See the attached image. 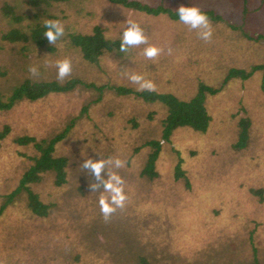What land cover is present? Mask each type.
Instances as JSON below:
<instances>
[{"label": "rangeland", "instance_id": "rangeland-1", "mask_svg": "<svg viewBox=\"0 0 264 264\" xmlns=\"http://www.w3.org/2000/svg\"><path fill=\"white\" fill-rule=\"evenodd\" d=\"M171 8L181 5L213 10L222 21L212 22L210 42L167 14L149 15L109 0L51 2L50 20L62 22L65 34L48 54L26 43H7L2 34L12 28L29 33L37 22L48 19L27 0H0V94L23 79L57 80L56 62L68 58L72 73L61 83L78 77L97 87L125 86L137 90L129 75L143 74L156 84L155 92L171 93L181 100L192 98L199 83L219 88L229 68L249 70L264 65V39L248 40L243 33L264 36L262 0H140ZM7 3L24 19L9 22L2 7ZM128 21L140 24L148 45L163 52L155 60L140 45L127 53H104L99 64L86 62L71 44L70 34L93 32L95 25L111 39H122ZM231 26L237 27L232 29ZM171 49V54H169ZM35 66L33 76L29 68ZM264 73L257 71L246 81L232 79L220 92L207 96L205 108L211 118L205 133L188 127L177 129L171 143L162 144L157 162L158 177L141 175L151 153L144 145L161 141L167 109L136 97L120 98L106 90L101 101L94 91L55 93L36 102L23 101L0 111V132L10 133L0 145V205L3 196L18 185L22 174L34 165L38 154L32 146L18 147L22 137L50 140L81 115L68 138L56 148L54 158H67V183L55 185V174L46 173L31 185L40 200L51 206L46 218L33 215L25 193L18 195L0 217V261L3 264H251L253 249L264 264ZM138 91V90H137ZM250 119L246 148L232 149L237 141L239 113ZM138 126L134 129L131 121ZM126 161L118 172L125 180L129 200L107 223L98 205L102 189L92 192L94 180L81 165L88 158ZM189 180L175 179L176 167ZM105 178H106V174ZM262 189L263 199L253 190Z\"/></svg>", "mask_w": 264, "mask_h": 264}, {"label": "trees", "instance_id": "trees-1", "mask_svg": "<svg viewBox=\"0 0 264 264\" xmlns=\"http://www.w3.org/2000/svg\"><path fill=\"white\" fill-rule=\"evenodd\" d=\"M69 0H27V2L34 6L35 8H40L43 13L47 14V20L51 19V14L47 12V8L51 5V2H65ZM112 3L119 4L125 8L133 9L140 12H145L149 15H159L167 14L172 20H179L177 9L171 8L161 1L157 5H151L144 3L140 0H109ZM264 0H262L263 2ZM202 12L206 13L212 22L222 21V17L216 14L213 10L201 9ZM2 13L4 17L9 20L10 24H19L23 19V14H18V11L14 10V7L9 6L5 3L2 7ZM44 14H36L35 17L38 19L35 24H32L29 28V33L22 32L18 28H12L8 32L2 34L1 38L7 43H24V45H29L42 49L48 54H55L56 48L53 47L44 37L45 20L41 22L39 20L40 16ZM232 29L237 28L231 26ZM238 29V28H237ZM244 37L252 41H260L264 39L263 35H258L256 37H251L243 33ZM71 44L75 49L78 48L82 54L83 59L89 64L95 65L99 64L100 57L106 52L119 51L121 39H111L105 34V29L100 25H95L93 27V32L90 34L83 33H73L69 35ZM62 37L58 40L60 41ZM257 71L264 73V65L251 66L249 70L229 68L227 74L219 88H214L208 86L204 83H199L195 95L190 98V100H181L177 96L171 93H158L149 91H137L129 87L119 86V87H102L99 88L95 84H88L84 82L81 78L74 77L63 83L57 80H35L31 78L23 79L18 84L11 88L10 95L2 97L0 94V111H8L16 104L23 101L36 102L41 99L49 97L51 94L60 93L70 94L76 91H94L100 94V97L94 104L101 101V97L106 90L114 92L117 97L129 98L136 97L142 99L144 102L153 104L161 103L167 109V116L163 121V132L161 141H151L144 145V148H150L151 153L148 157L146 166L144 167L141 175L148 178L149 180H154L157 178L158 172L156 171L157 162L159 160L160 154L162 152V144H170L171 138L174 132L179 128L188 127L196 132L205 133L208 129L209 123L211 121L210 116L205 108V100L207 96L216 95L222 90L226 83L232 79H239L241 81H246L253 76ZM3 75V73H0ZM264 90V86L262 87ZM89 106L84 107L81 111V115L77 119H72L64 128V130L56 135L50 140L37 141L34 138L22 137L16 139L14 142L18 147H28L32 146L37 152L38 156L31 158L30 161L34 162V165L28 168L18 180L17 187L6 196H3V202L0 205V217L4 213L6 207L15 199L18 195L25 193L28 198V209L29 211L38 217L46 218L50 214L51 206L43 203L39 196L35 194L31 185L40 182L43 179V175L46 173L55 174V185L63 186L67 183V171L66 168L69 164L67 158H54L56 148L59 144L63 143L71 132L76 127V124L80 118L87 115L89 112ZM243 117H240L237 126L239 127L237 141L232 144V149L242 150L246 148L249 140V128L250 119L245 114L243 110L239 111ZM133 128L135 129L138 124L135 120L131 121ZM9 127H4L0 132V145L9 135ZM176 167L175 179H184L187 188L189 187V180L187 179L185 171L182 169V160ZM254 194L259 195L260 200L263 199L262 189L253 190ZM141 264L146 263V259L141 257ZM251 264H259L256 251L253 249V259Z\"/></svg>", "mask_w": 264, "mask_h": 264}, {"label": "clouds", "instance_id": "clouds-1", "mask_svg": "<svg viewBox=\"0 0 264 264\" xmlns=\"http://www.w3.org/2000/svg\"><path fill=\"white\" fill-rule=\"evenodd\" d=\"M179 20L190 29L198 30L200 39L210 42L213 36L212 22L208 15L201 11L199 7H186L181 5L177 10ZM46 37L49 44L54 45L61 37L64 36L65 30L61 21L47 20L45 22ZM140 45H148V37L144 29L135 21H128V27L122 34L119 52L127 53L130 48ZM163 52V49L155 45H148L143 49V55L149 60H155ZM171 54V49H169ZM57 79H64L72 73V62L65 58L56 62ZM29 72L35 76L38 69L35 66L29 68ZM132 83L138 85V91L154 92L156 84L154 81L146 79L143 74L132 73L129 75ZM126 166V161L119 157L107 159L100 157L99 159L88 158L84 160L81 167L88 170L90 175L94 177L89 188L92 192L103 190L98 199L99 210L105 223L109 222L112 216L118 211L123 210L129 200V196L125 191V180L116 171L111 169H121ZM106 174V178L105 175ZM3 264V261H0Z\"/></svg>", "mask_w": 264, "mask_h": 264}]
</instances>
